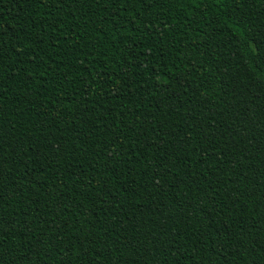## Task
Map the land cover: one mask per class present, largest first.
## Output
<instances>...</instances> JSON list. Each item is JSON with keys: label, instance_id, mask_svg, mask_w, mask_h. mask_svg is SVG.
<instances>
[{"label": "trees", "instance_id": "16d2710c", "mask_svg": "<svg viewBox=\"0 0 264 264\" xmlns=\"http://www.w3.org/2000/svg\"><path fill=\"white\" fill-rule=\"evenodd\" d=\"M0 264H264V0H0Z\"/></svg>", "mask_w": 264, "mask_h": 264}]
</instances>
